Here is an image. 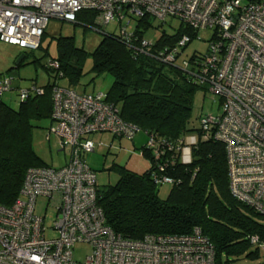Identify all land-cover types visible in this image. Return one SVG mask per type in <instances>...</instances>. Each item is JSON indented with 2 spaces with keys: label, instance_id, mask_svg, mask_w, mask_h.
I'll use <instances>...</instances> for the list:
<instances>
[{
  "label": "built area",
  "instance_id": "2783aa9c",
  "mask_svg": "<svg viewBox=\"0 0 264 264\" xmlns=\"http://www.w3.org/2000/svg\"><path fill=\"white\" fill-rule=\"evenodd\" d=\"M81 10L95 11L100 25L114 21L115 15L117 21L124 19L119 34L130 46L134 37L126 25L132 17L149 15L163 23L176 18L197 31V38L183 34L158 54L151 51L153 41L144 37L133 44L137 53L167 64L176 63L183 47L200 39L199 31L211 30L202 65L180 58L179 66L220 101V114H202L199 129L201 138L224 145L230 194L264 215V0H0V41L37 49L51 19L74 23ZM46 64L59 71L57 60ZM57 75L50 119L67 160L60 167H29L18 197L8 206L0 204V264H215V248L198 226L185 234L148 233L132 239L106 223L96 202V173L84 158L96 146L88 136L109 132L132 140L140 129L120 116L105 92H78L60 85L61 72ZM15 81L10 74L0 75V104L8 91H16L19 102L44 91L34 82L22 88ZM146 136L143 147L154 159L153 182L172 184L174 178L165 173L167 161L172 163L175 155L189 162L196 136L175 147L154 133ZM39 196L55 208L50 225L35 212ZM249 242L264 249L257 235L249 236ZM77 244L90 248L83 262L73 258Z\"/></svg>",
  "mask_w": 264,
  "mask_h": 264
},
{
  "label": "trees",
  "instance_id": "16d2710c",
  "mask_svg": "<svg viewBox=\"0 0 264 264\" xmlns=\"http://www.w3.org/2000/svg\"><path fill=\"white\" fill-rule=\"evenodd\" d=\"M96 16L95 11L81 10L73 24L91 26ZM133 18L137 20L132 31L135 38L132 46L120 34L105 33L91 53L90 71L112 77L105 92L106 99L119 107L124 120L134 123L145 134L154 133L172 147L181 145V140L189 135L196 136V143L190 146L189 162L182 163L175 155L172 163L167 161L165 173L173 177L174 182L166 198L157 194V184L151 178L154 159L144 145L142 156L150 162L145 172L136 173L116 166V182L103 187L98 185L97 189L96 202L103 209L106 223L115 232L132 239L148 233L185 234L198 226L215 248V264H233L241 256L257 258L260 247L251 245L249 236L257 235L264 241V215L230 194L224 145L214 138H201L199 118L202 113L193 115L195 94L207 89L179 66L180 58L202 65L207 46L202 53L194 50L187 55L188 43L173 64L137 53L133 44L139 43L145 31L153 27L155 19L149 15ZM162 23L158 21V27ZM183 34L197 38V31L181 24L171 34L161 31L151 43V51L158 54L175 46ZM40 46L41 43L38 48ZM85 56V51L74 44L73 37L59 36L57 56L50 58L58 61L59 71L49 69L47 64L44 69L48 75L50 71H55L56 76L61 72L59 79L65 80V87L73 88L80 83L83 75L80 62ZM48 79L42 86V94L19 102L16 109L0 104L2 205L8 206L18 197L29 167L47 166L33 151L30 132L32 120L50 118L54 78ZM170 155L171 152H167L166 156Z\"/></svg>",
  "mask_w": 264,
  "mask_h": 264
},
{
  "label": "rangeland",
  "instance_id": "374dc122",
  "mask_svg": "<svg viewBox=\"0 0 264 264\" xmlns=\"http://www.w3.org/2000/svg\"><path fill=\"white\" fill-rule=\"evenodd\" d=\"M117 20L118 16L115 15L114 21H110L106 25H100L95 20L94 24L85 27L82 24L51 19L41 40L40 48L31 51L0 41V75L6 73L14 76L15 85L18 87L26 88L33 82L38 86H44L48 82V78L53 79L54 76L56 77L55 71H50V75H48L44 65L50 58L57 56V38L59 36H69L74 38L76 47L82 48L86 54L80 62L83 75L80 83L74 86L73 89L78 92H107L112 83V77L107 73L96 75L90 71L92 65L91 53L105 33L119 34L121 26L126 21L124 19ZM136 20L132 17L126 25L128 33L133 31ZM180 25V21L176 18H167L166 22L162 23L160 27H158V21L153 20V27L145 31L144 38L154 41L161 31L171 34L178 30ZM211 34L210 29L199 31L200 39L192 40L185 53L189 55L194 50L204 52ZM21 52H24L26 57L22 60L21 65L16 66L15 59ZM57 81L59 84L66 86L64 79L57 78ZM1 100L3 104L13 109H16L19 104L16 91L5 92L1 96ZM201 113H212L216 116L220 114L219 99L203 90H199L195 94L193 103L194 117ZM194 123L197 125V119L194 120ZM54 128L55 123L49 117L32 120L31 146L44 164L60 167L67 160V151L60 148L57 136L53 131ZM88 137L95 142L96 146L94 151L86 153L84 158L95 171L97 184L100 187L116 182L118 176L116 166L124 167L136 173H143L150 166V162L141 155L142 146L147 139L145 132L142 130L136 132L132 140L114 137L109 132L94 133ZM156 188L158 196L166 198L171 184L158 183ZM35 212L44 216L46 225H50L55 216V208L50 206L48 199L43 196L36 199ZM49 235L51 233H48ZM89 253L90 248L88 245L77 244L73 250V258L83 262ZM233 264H264V249L260 248L257 258L241 256L235 259Z\"/></svg>",
  "mask_w": 264,
  "mask_h": 264
},
{
  "label": "water",
  "instance_id": "95a60500",
  "mask_svg": "<svg viewBox=\"0 0 264 264\" xmlns=\"http://www.w3.org/2000/svg\"><path fill=\"white\" fill-rule=\"evenodd\" d=\"M25 58V53L24 52H21L15 59V65L18 66L22 60Z\"/></svg>",
  "mask_w": 264,
  "mask_h": 264
},
{
  "label": "crops",
  "instance_id": "0c3cea01",
  "mask_svg": "<svg viewBox=\"0 0 264 264\" xmlns=\"http://www.w3.org/2000/svg\"><path fill=\"white\" fill-rule=\"evenodd\" d=\"M118 138V137H117ZM67 155V154H66ZM67 157V156H66Z\"/></svg>",
  "mask_w": 264,
  "mask_h": 264
}]
</instances>
